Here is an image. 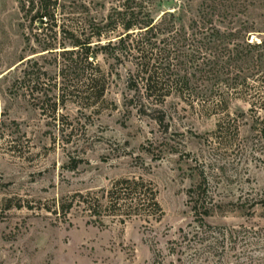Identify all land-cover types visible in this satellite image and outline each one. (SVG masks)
Returning a JSON list of instances; mask_svg holds the SVG:
<instances>
[{
	"label": "rangeland",
	"instance_id": "1",
	"mask_svg": "<svg viewBox=\"0 0 264 264\" xmlns=\"http://www.w3.org/2000/svg\"><path fill=\"white\" fill-rule=\"evenodd\" d=\"M141 1L156 20L174 13L185 25L206 10L204 0ZM233 1L232 28L261 41L264 0ZM57 3L56 21L39 28V0H0V264H155L157 252L176 263L168 243L197 226L195 194L206 222L234 235L225 264H264V79L218 82L206 102L171 95L141 113L127 104V68L104 51L99 70L62 75L63 42L73 49L64 33L79 36L89 18L104 25L124 0ZM93 74L106 90L87 105ZM122 179L153 188L161 212L95 216L80 204Z\"/></svg>",
	"mask_w": 264,
	"mask_h": 264
},
{
	"label": "trees",
	"instance_id": "2",
	"mask_svg": "<svg viewBox=\"0 0 264 264\" xmlns=\"http://www.w3.org/2000/svg\"><path fill=\"white\" fill-rule=\"evenodd\" d=\"M39 1L41 9L32 20L43 19L48 27L51 21H56L58 0ZM203 3L206 10L192 18L189 25L182 24L181 17L174 13L156 20L152 9L141 0H124L123 6L113 9L102 26L87 18L82 30L79 28V36L72 33L68 37L64 33V39L69 40L73 49H68L63 42V78L70 71L81 79L88 68L99 70L95 59L98 50L104 51L127 68L128 90L133 93L127 104L140 107L141 113H146V103L160 104L171 95L187 97L191 102L200 99L206 102L218 82L237 90L257 75L264 79V38L252 41L244 38L245 33L232 28L237 4L233 0H204ZM227 20L231 22L225 28L217 25H224ZM119 30L116 41L109 39L104 46L99 43ZM51 47L50 43L44 44L43 52L50 53ZM24 63L28 65L33 60L30 58ZM29 74L24 71V80ZM89 81L91 89L80 99L93 105L103 98L106 88L101 86L98 74H93ZM261 124L264 125V120ZM79 197L80 204L95 216H100L99 211L103 209L114 214L143 212L147 219L161 212L156 192L142 180L122 179L100 197L96 193ZM192 199L197 226L188 232L180 230L179 239L168 243L169 255L177 258L176 263H165L162 253L157 252L155 264H225L226 245L234 248L231 246L234 235L207 223L208 204L196 199V194Z\"/></svg>",
	"mask_w": 264,
	"mask_h": 264
},
{
	"label": "water",
	"instance_id": "3",
	"mask_svg": "<svg viewBox=\"0 0 264 264\" xmlns=\"http://www.w3.org/2000/svg\"><path fill=\"white\" fill-rule=\"evenodd\" d=\"M44 22H45V20H39V21H37V25H38V27L39 28H42L43 26H44Z\"/></svg>",
	"mask_w": 264,
	"mask_h": 264
}]
</instances>
